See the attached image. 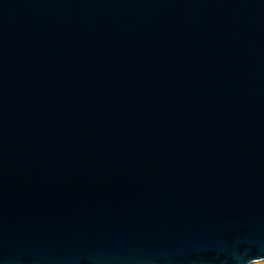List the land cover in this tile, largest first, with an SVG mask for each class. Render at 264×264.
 <instances>
[{"label": "water", "instance_id": "1", "mask_svg": "<svg viewBox=\"0 0 264 264\" xmlns=\"http://www.w3.org/2000/svg\"><path fill=\"white\" fill-rule=\"evenodd\" d=\"M264 261V0H0V264Z\"/></svg>", "mask_w": 264, "mask_h": 264}, {"label": "rangeland", "instance_id": "2", "mask_svg": "<svg viewBox=\"0 0 264 264\" xmlns=\"http://www.w3.org/2000/svg\"><path fill=\"white\" fill-rule=\"evenodd\" d=\"M252 264H264V261L255 262V263H252Z\"/></svg>", "mask_w": 264, "mask_h": 264}]
</instances>
